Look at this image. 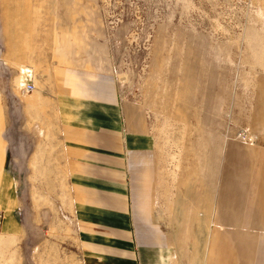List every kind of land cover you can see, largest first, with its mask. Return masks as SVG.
<instances>
[{"label": "rangeland", "instance_id": "374dc122", "mask_svg": "<svg viewBox=\"0 0 264 264\" xmlns=\"http://www.w3.org/2000/svg\"><path fill=\"white\" fill-rule=\"evenodd\" d=\"M56 64L111 78L147 132L175 264H264V0H0V93L38 105ZM57 145L19 171L0 264H83L76 154Z\"/></svg>", "mask_w": 264, "mask_h": 264}, {"label": "crops", "instance_id": "0c3cea01", "mask_svg": "<svg viewBox=\"0 0 264 264\" xmlns=\"http://www.w3.org/2000/svg\"><path fill=\"white\" fill-rule=\"evenodd\" d=\"M55 68L62 72L56 95H37L38 105L27 103L31 96L16 102L0 93V234L23 230L20 169L35 164L36 152L40 162L48 158L59 141L76 154L71 178L83 264H175L172 238L152 207L156 155L147 132L126 124L111 78L80 66ZM8 98L18 103L10 112Z\"/></svg>", "mask_w": 264, "mask_h": 264}, {"label": "built area", "instance_id": "2783aa9c", "mask_svg": "<svg viewBox=\"0 0 264 264\" xmlns=\"http://www.w3.org/2000/svg\"><path fill=\"white\" fill-rule=\"evenodd\" d=\"M34 89H35V86H34L33 82L28 83L23 87V91L27 92V93L32 92ZM2 221H3V214H2V212H0V224L2 223Z\"/></svg>", "mask_w": 264, "mask_h": 264}]
</instances>
